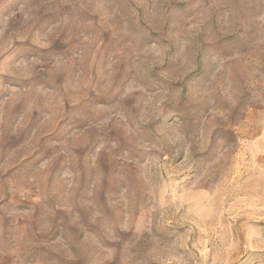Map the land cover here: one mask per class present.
Segmentation results:
<instances>
[{"label":"rangeland","instance_id":"rangeland-1","mask_svg":"<svg viewBox=\"0 0 264 264\" xmlns=\"http://www.w3.org/2000/svg\"><path fill=\"white\" fill-rule=\"evenodd\" d=\"M189 21L207 57L166 151L133 66L186 79ZM20 32L59 40L16 42L23 87L0 69L3 264H264V0H0V52Z\"/></svg>","mask_w":264,"mask_h":264},{"label":"clouds","instance_id":"clouds-1","mask_svg":"<svg viewBox=\"0 0 264 264\" xmlns=\"http://www.w3.org/2000/svg\"><path fill=\"white\" fill-rule=\"evenodd\" d=\"M40 11L36 9L33 14L25 15V23L35 24L37 25L40 22ZM60 23V20H57L55 23H51L43 26V31L37 30L36 33L39 34H48L52 31L54 27H56ZM187 27L184 29L186 33L183 47L179 49V53L181 54L177 59L179 61V66L183 70L184 73L187 74V78H181L180 83H173L172 78L170 76H166L163 71L156 72L154 74H150V70L143 66L134 65L135 74L137 78L142 79L146 83L151 81V87L146 88L150 91L156 93V96L161 97V104H158L155 109L154 119H155V127L160 135L157 137V143L160 147L166 151L171 150L178 144L186 145V148L189 146L188 142V128L186 125L179 120V118L169 120V116H171L170 112L166 110L169 106H177L182 107L186 104L195 103L198 101L199 96L196 93V89L193 88L194 82L199 77V68L201 65L202 58L207 57V49L204 47L201 50L200 44L201 40L198 33L192 30L190 25V21L186 22ZM36 33H33L35 35ZM12 40L14 41L10 50H7V54L4 52H0V69H2L3 73H12V77H14L17 81L20 82V87H23L25 82L26 73L24 72V68L26 65L31 64L33 61H36L37 57L28 58H20L17 59V51H16V42L19 41L21 44L29 41L31 44L38 49H50L52 48L57 40L53 39L52 46L49 48H41L38 44L35 43L34 39L28 38L25 36V32L14 33L10 35ZM61 43L66 44L65 41H61ZM214 43H210L207 45H212ZM59 56H56L54 59L48 61L49 65ZM216 59V57H213ZM41 60V59H40ZM43 61V60H42ZM132 72L129 70L128 76L131 78ZM17 87H12L11 90L15 91ZM181 91L183 95H181ZM166 101V103L164 102ZM170 121V122H169ZM197 141L192 140L191 144H195ZM59 238L53 242V251L59 252L64 247L57 243ZM58 245V247H56ZM20 245L17 244L14 247L7 248L2 252L3 256H16L19 251ZM0 264H3V260L0 259ZM12 264H16V261L13 260Z\"/></svg>","mask_w":264,"mask_h":264}]
</instances>
